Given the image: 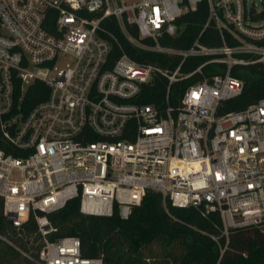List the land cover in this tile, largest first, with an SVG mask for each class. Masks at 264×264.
<instances>
[{"label": "built area", "instance_id": "2783aa9c", "mask_svg": "<svg viewBox=\"0 0 264 264\" xmlns=\"http://www.w3.org/2000/svg\"><path fill=\"white\" fill-rule=\"evenodd\" d=\"M262 1L257 8L250 0H0V138L9 150L0 147V200L12 227L35 223L42 245L27 256L33 264H104L82 257L76 237L46 240L47 215L74 199L84 215L116 210L125 219L154 191L164 206L216 211L226 238L264 224V98L217 114L242 90L233 69L264 65ZM200 3L207 19L191 45H162ZM108 20L134 48L179 64L162 69L125 52L110 63ZM209 25L217 47L200 42ZM194 57L205 61L183 70ZM210 64L222 68L204 76ZM195 76L173 104L171 86ZM160 78L163 101L145 103ZM36 83L46 97L32 104Z\"/></svg>", "mask_w": 264, "mask_h": 264}, {"label": "trees", "instance_id": "16d2710c", "mask_svg": "<svg viewBox=\"0 0 264 264\" xmlns=\"http://www.w3.org/2000/svg\"><path fill=\"white\" fill-rule=\"evenodd\" d=\"M264 20V1L257 15ZM207 19V8L200 3L195 12L184 14L177 22L183 25L174 37L160 40L162 45L176 49L188 48L200 34ZM114 36L110 63L125 52L139 63L156 65L162 69H173L180 60L164 54L138 50L127 43L113 20L104 22ZM132 35L137 36L135 29ZM204 45L217 47L221 44L218 32L209 25L200 36ZM264 45V40L261 42ZM205 58H188L183 63L189 68L202 64ZM222 65H206L204 76L215 73ZM186 71V70H185ZM232 75L243 82L237 96L226 100L217 109L218 115L238 112L264 98V65L259 62L236 67ZM199 76L171 86L170 99L173 104L183 90ZM149 94L145 103L162 102L167 89L165 79H155L147 87ZM43 85L36 83L27 95L29 102L37 103L46 97ZM5 142L0 138V147ZM47 218L53 231L46 236L48 242L65 237H76L80 241V253L84 258H100L104 264H264V224L231 229L227 238L216 211L206 213L203 207H173L154 191H147L139 205L131 208L127 218H121L115 210L111 216H88L80 213L79 199L65 204L61 209L49 213ZM37 227L33 221L16 229L2 213L0 200V264H33L29 257H36L41 248V239L35 235ZM24 255H23V254Z\"/></svg>", "mask_w": 264, "mask_h": 264}, {"label": "rangeland", "instance_id": "374dc122", "mask_svg": "<svg viewBox=\"0 0 264 264\" xmlns=\"http://www.w3.org/2000/svg\"><path fill=\"white\" fill-rule=\"evenodd\" d=\"M250 1H254L257 8L260 7V0H250Z\"/></svg>", "mask_w": 264, "mask_h": 264}]
</instances>
